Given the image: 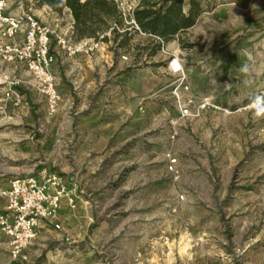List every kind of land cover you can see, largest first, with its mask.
Wrapping results in <instances>:
<instances>
[{"label": "rangeland", "instance_id": "obj_1", "mask_svg": "<svg viewBox=\"0 0 264 264\" xmlns=\"http://www.w3.org/2000/svg\"><path fill=\"white\" fill-rule=\"evenodd\" d=\"M5 2L15 15L28 0ZM204 8L153 60L138 41L130 57L115 43L95 63L98 50L76 53L91 61L80 68L65 53L52 114L0 58V184L54 173L74 201L24 259L0 234V264H264V118L249 108L264 95V0Z\"/></svg>", "mask_w": 264, "mask_h": 264}, {"label": "built area", "instance_id": "obj_2", "mask_svg": "<svg viewBox=\"0 0 264 264\" xmlns=\"http://www.w3.org/2000/svg\"><path fill=\"white\" fill-rule=\"evenodd\" d=\"M111 1L114 2L122 22V26H113L116 32L145 35L134 21L139 0ZM5 10L6 2L0 0V58L5 63L25 68L32 76L36 90L45 97L47 112L52 114L60 98L55 88V76L51 71L54 62V56L50 52L51 36L55 37L57 44L68 56L80 52L92 54L100 49L101 38L73 45L64 36H58L49 27L42 25L33 15L24 12L6 15ZM18 34H23L22 42L17 41ZM179 87L185 92L189 91L188 85L182 81ZM193 106V98L188 97L179 107L180 115L191 116ZM207 106V100H201L196 113ZM0 202L4 204V209L0 211V234L7 239L13 259H24L21 255L36 237L40 224H49L57 231L62 229L58 215L63 202L74 208V201L62 177L45 171L0 184Z\"/></svg>", "mask_w": 264, "mask_h": 264}, {"label": "trees", "instance_id": "obj_3", "mask_svg": "<svg viewBox=\"0 0 264 264\" xmlns=\"http://www.w3.org/2000/svg\"><path fill=\"white\" fill-rule=\"evenodd\" d=\"M37 7L46 6L54 12L69 9L74 19L73 37L75 40L93 38L101 23V14L112 18L113 26H122L114 2L106 0H34ZM186 6V8H185ZM206 10L204 0H139L134 12V21L140 31L154 38L150 54H155L179 34L193 27L199 16ZM113 42L123 47L128 42V33L119 34L114 27L111 30ZM121 40L117 42L119 37ZM107 41V38H102ZM144 49V48H138Z\"/></svg>", "mask_w": 264, "mask_h": 264}, {"label": "crops", "instance_id": "obj_4", "mask_svg": "<svg viewBox=\"0 0 264 264\" xmlns=\"http://www.w3.org/2000/svg\"><path fill=\"white\" fill-rule=\"evenodd\" d=\"M86 0H79V3H83ZM110 3L111 0H106ZM64 2V0H62ZM17 13H21V11H24L26 13H31L32 15H37L40 17V22H44L45 26H48L49 28H52V30L55 32L58 36H64L70 44H78L80 42H91L96 41L92 37L83 39V40H75L73 37V25H74V19L71 15V12L67 8H63L61 12L57 13L52 11L50 8L46 6L37 7L35 5L34 0H28V2L24 3H18ZM23 13V12H22ZM99 28L95 32L94 36L97 37V40L100 39V43L102 45V48L95 52L93 63L99 61L103 57L105 60L110 58V53L106 50L108 46H110L113 42V38L111 36V30L113 28V21L112 18L105 16L104 14H101V23L98 26ZM121 35V34H120ZM23 34H18L16 39L18 42H22L23 40ZM107 38V41H102V38ZM122 37L120 36L117 39V42L121 40ZM128 42L125 44L123 48V53L125 57H130V52L127 49L128 47L133 46L132 43H135V41H138L136 44H134V47L137 48H144L142 50L144 51L143 59L153 60L154 58L158 57L160 54V51H157L155 54H150V49L152 48V44L155 43L154 38L152 36L147 35H137L134 33L128 34ZM149 45V43H151ZM150 48V49H149ZM106 50V51H105ZM50 52L54 56V62L51 66V71L53 72L57 85H63L64 82H61L60 78L62 76L63 69L60 66L62 64V60L65 59V51L60 48V46L57 44L55 37H53L50 41ZM127 52V53H126ZM70 59L71 62L75 63L77 68H80L81 63L83 61H86V63L90 64L91 61L88 57L82 56L80 54L75 55L73 58H66ZM84 65V64H82ZM83 71H77V74ZM93 74L91 70L88 71V75ZM70 87V85H68ZM4 209V204L0 202V211Z\"/></svg>", "mask_w": 264, "mask_h": 264}, {"label": "clouds", "instance_id": "obj_5", "mask_svg": "<svg viewBox=\"0 0 264 264\" xmlns=\"http://www.w3.org/2000/svg\"><path fill=\"white\" fill-rule=\"evenodd\" d=\"M249 108L256 118H264V95H256L252 98Z\"/></svg>", "mask_w": 264, "mask_h": 264}]
</instances>
